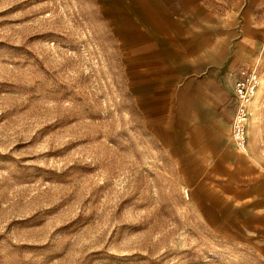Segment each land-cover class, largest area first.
<instances>
[{
	"label": "rangeland",
	"instance_id": "374dc122",
	"mask_svg": "<svg viewBox=\"0 0 264 264\" xmlns=\"http://www.w3.org/2000/svg\"><path fill=\"white\" fill-rule=\"evenodd\" d=\"M150 4L0 0V264H264L194 210L130 92L122 31ZM257 17L248 142L264 152Z\"/></svg>",
	"mask_w": 264,
	"mask_h": 264
},
{
	"label": "crops",
	"instance_id": "0c3cea01",
	"mask_svg": "<svg viewBox=\"0 0 264 264\" xmlns=\"http://www.w3.org/2000/svg\"><path fill=\"white\" fill-rule=\"evenodd\" d=\"M150 1L122 31L130 92L194 210L264 261V152L250 141L242 151L232 136L235 84L258 58L264 0Z\"/></svg>",
	"mask_w": 264,
	"mask_h": 264
},
{
	"label": "built area",
	"instance_id": "2783aa9c",
	"mask_svg": "<svg viewBox=\"0 0 264 264\" xmlns=\"http://www.w3.org/2000/svg\"><path fill=\"white\" fill-rule=\"evenodd\" d=\"M259 84L260 76L254 69L242 71L235 84L237 109L232 122V136L237 147L242 151H246L248 148V125L251 116V105Z\"/></svg>",
	"mask_w": 264,
	"mask_h": 264
},
{
	"label": "bare ground",
	"instance_id": "6f19581e",
	"mask_svg": "<svg viewBox=\"0 0 264 264\" xmlns=\"http://www.w3.org/2000/svg\"><path fill=\"white\" fill-rule=\"evenodd\" d=\"M252 136V135H251Z\"/></svg>",
	"mask_w": 264,
	"mask_h": 264
}]
</instances>
